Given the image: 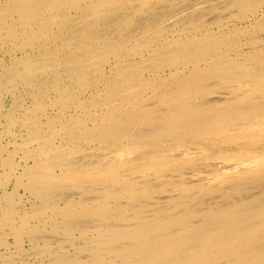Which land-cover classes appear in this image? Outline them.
Returning <instances> with one entry per match:
<instances>
[{"label":"bare ground","instance_id":"bare-ground-1","mask_svg":"<svg viewBox=\"0 0 264 264\" xmlns=\"http://www.w3.org/2000/svg\"><path fill=\"white\" fill-rule=\"evenodd\" d=\"M0 264H264V0H0Z\"/></svg>","mask_w":264,"mask_h":264},{"label":"rangeland","instance_id":"rangeland-1","mask_svg":"<svg viewBox=\"0 0 264 264\" xmlns=\"http://www.w3.org/2000/svg\"><path fill=\"white\" fill-rule=\"evenodd\" d=\"M0 143H1V140H0Z\"/></svg>","mask_w":264,"mask_h":264}]
</instances>
